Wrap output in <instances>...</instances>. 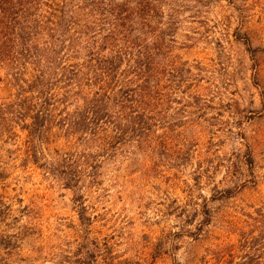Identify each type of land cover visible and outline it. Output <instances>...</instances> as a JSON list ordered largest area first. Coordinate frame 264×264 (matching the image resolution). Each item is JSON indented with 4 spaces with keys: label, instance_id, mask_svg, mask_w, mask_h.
Wrapping results in <instances>:
<instances>
[{
    "label": "rangeland",
    "instance_id": "obj_1",
    "mask_svg": "<svg viewBox=\"0 0 264 264\" xmlns=\"http://www.w3.org/2000/svg\"><path fill=\"white\" fill-rule=\"evenodd\" d=\"M195 2L174 50L192 76L164 100L163 126L82 191L97 264H264V0ZM18 133L0 135V261L72 262L80 209L23 163Z\"/></svg>",
    "mask_w": 264,
    "mask_h": 264
},
{
    "label": "trees",
    "instance_id": "obj_2",
    "mask_svg": "<svg viewBox=\"0 0 264 264\" xmlns=\"http://www.w3.org/2000/svg\"><path fill=\"white\" fill-rule=\"evenodd\" d=\"M195 1L0 0V83L11 89L0 135L25 133L23 163L72 192L86 233L74 261L52 264H97L82 191L163 126L164 100L192 76L174 50Z\"/></svg>",
    "mask_w": 264,
    "mask_h": 264
}]
</instances>
